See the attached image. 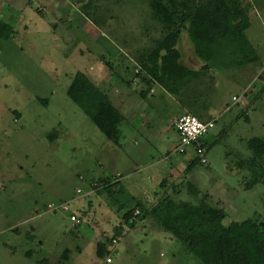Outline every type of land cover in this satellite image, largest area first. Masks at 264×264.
Wrapping results in <instances>:
<instances>
[{"label": "rangeland", "instance_id": "obj_1", "mask_svg": "<svg viewBox=\"0 0 264 264\" xmlns=\"http://www.w3.org/2000/svg\"><path fill=\"white\" fill-rule=\"evenodd\" d=\"M242 3L255 52L235 54L233 40L221 42L218 61L200 72L206 64L185 32L182 62L200 75L175 95L142 71L141 56L163 36L150 0H0V18L15 30L0 43V264H203L149 217L168 194L208 193L226 225L264 222V185L246 189L249 172L238 166L252 155L247 141L264 137V0ZM81 75L121 113L119 144L68 95ZM194 101L200 118L217 115L201 139L216 140L206 164L194 161V145L176 151L174 122L193 113ZM137 198L146 210L109 245Z\"/></svg>", "mask_w": 264, "mask_h": 264}, {"label": "trees", "instance_id": "obj_2", "mask_svg": "<svg viewBox=\"0 0 264 264\" xmlns=\"http://www.w3.org/2000/svg\"><path fill=\"white\" fill-rule=\"evenodd\" d=\"M150 6L155 18L163 25V36L155 42L153 49L141 56L142 71L148 83H157L170 93L179 95L181 87L187 88L189 82L200 75L182 62L178 45L185 32L195 54L206 64L200 72L218 61L217 47L221 42L233 40L235 54L245 53L247 48L254 51L245 34L250 17L242 0H150ZM14 32V26L0 18V43L9 40ZM67 92L99 129L119 144L121 131L118 126L122 115L113 102L109 99L98 101L83 75L73 79ZM196 104L195 101L187 104L195 115ZM210 144L211 140H201L203 147ZM247 148L252 155L240 159L238 166L249 172L245 188L252 189L257 184L264 185V137L250 138ZM110 184L109 181L103 183L98 192L108 190ZM167 186L168 180L165 179L161 187ZM192 195L194 200H176L168 194L147 213L151 211L149 217L182 242L203 264H264V222L251 217L226 225V210L212 203L208 193L200 196L193 192ZM137 199V207L124 214V224L114 229L113 237L107 241L109 245L116 243L126 227L132 226L136 217L146 210L144 201ZM97 248L99 257L108 252L107 244L99 243ZM44 262L42 264H50Z\"/></svg>", "mask_w": 264, "mask_h": 264}, {"label": "built area", "instance_id": "obj_3", "mask_svg": "<svg viewBox=\"0 0 264 264\" xmlns=\"http://www.w3.org/2000/svg\"><path fill=\"white\" fill-rule=\"evenodd\" d=\"M216 123L214 119L206 120L199 118L197 115L193 113H185L181 115L174 126L180 135V143L177 147L178 153H185L189 146L194 145L197 150V156L195 160L200 163H207L206 155L209 149L208 147L201 146V139L206 135H209L212 129L215 127ZM82 190L78 189V193H81ZM48 208L52 211L61 210H69L68 204L55 205L54 203H50ZM71 219L76 223H80V219L77 218L76 215H72ZM111 258H107V263H110Z\"/></svg>", "mask_w": 264, "mask_h": 264}, {"label": "crops", "instance_id": "obj_4", "mask_svg": "<svg viewBox=\"0 0 264 264\" xmlns=\"http://www.w3.org/2000/svg\"><path fill=\"white\" fill-rule=\"evenodd\" d=\"M212 112H215V110H213ZM211 111L209 112V114H211V116H209V117H205V118H202V119H206V120H210V119H214L215 120V123L217 122V115L215 114V113H212ZM185 113H188V112H185ZM183 114V113H182ZM213 114H215V115H213ZM178 117V116H177ZM175 123V122H174ZM216 142V140L212 143V144H210L209 145V148H211V146L214 144Z\"/></svg>", "mask_w": 264, "mask_h": 264}]
</instances>
